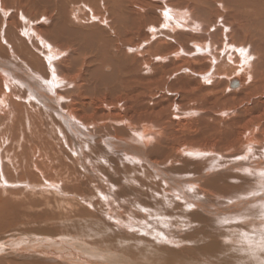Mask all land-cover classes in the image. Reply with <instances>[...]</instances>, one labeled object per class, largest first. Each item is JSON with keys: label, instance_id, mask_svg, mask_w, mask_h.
<instances>
[{"label": "bare ground", "instance_id": "1", "mask_svg": "<svg viewBox=\"0 0 264 264\" xmlns=\"http://www.w3.org/2000/svg\"><path fill=\"white\" fill-rule=\"evenodd\" d=\"M0 264H264V0H0Z\"/></svg>", "mask_w": 264, "mask_h": 264}, {"label": "rangeland", "instance_id": "2", "mask_svg": "<svg viewBox=\"0 0 264 264\" xmlns=\"http://www.w3.org/2000/svg\"><path fill=\"white\" fill-rule=\"evenodd\" d=\"M22 179H25V177L24 178L22 177ZM39 199H41V198H39ZM39 199L37 198V195H36L35 198H33V201L34 200L35 201L37 200L39 202H36L34 204H31L30 206L24 207L23 208V211L22 212H19L20 214H18L16 217H14V215L11 214V218L12 219L16 218V220H17L16 222L24 223V222H27L28 220L29 221H33V220L37 219L36 217H38V216H40V217H43V216L46 217L49 214H50V216H52V215H55L56 213L59 216H61L60 215L61 212H60L59 209H57L56 211L54 209H52L53 211H50L48 209L49 207H47V206H51V205L54 206V204L56 203L55 201H52L53 200V197L52 196L49 197V200H50V202L52 204L47 205V206H46V204L43 205L42 200H39ZM80 205H82V204L76 202V206H75V202L73 203V206H75L76 208H78ZM55 207H56V205L53 208H55ZM79 209H80V207H79ZM43 210H45L46 212H50V213L49 214H47V213L45 214V212ZM57 211H59V213ZM56 215H55V217H56ZM58 215H57V217H58Z\"/></svg>", "mask_w": 264, "mask_h": 264}]
</instances>
